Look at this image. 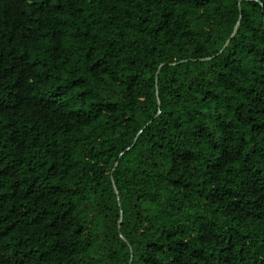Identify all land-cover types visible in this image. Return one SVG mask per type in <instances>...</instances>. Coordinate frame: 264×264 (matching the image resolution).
I'll return each instance as SVG.
<instances>
[{
  "label": "trees",
  "instance_id": "trees-1",
  "mask_svg": "<svg viewBox=\"0 0 264 264\" xmlns=\"http://www.w3.org/2000/svg\"><path fill=\"white\" fill-rule=\"evenodd\" d=\"M0 264H264V0H0Z\"/></svg>",
  "mask_w": 264,
  "mask_h": 264
},
{
  "label": "water",
  "instance_id": "water-1",
  "mask_svg": "<svg viewBox=\"0 0 264 264\" xmlns=\"http://www.w3.org/2000/svg\"><path fill=\"white\" fill-rule=\"evenodd\" d=\"M237 30H238V26L236 27L234 34L232 35L231 39L226 43V45H225L223 50H225L227 48V46L230 44V42H231L232 38L235 36Z\"/></svg>",
  "mask_w": 264,
  "mask_h": 264
}]
</instances>
